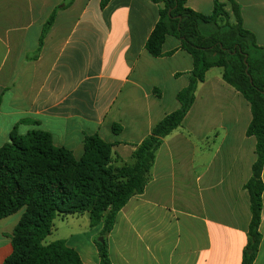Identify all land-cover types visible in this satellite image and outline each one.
<instances>
[{"label":"crops","instance_id":"1","mask_svg":"<svg viewBox=\"0 0 264 264\" xmlns=\"http://www.w3.org/2000/svg\"><path fill=\"white\" fill-rule=\"evenodd\" d=\"M65 1L0 0V148L13 132L44 131L80 159L86 138L98 135L113 145L115 166L130 163L153 128L180 108L193 59L174 38L163 46L172 55L148 54L160 19L151 0H111L105 8L102 0H75L58 11L38 52L44 26ZM234 1L264 48V0ZM187 6L210 15L214 0ZM222 75L207 71L183 125L157 151L144 193L119 212L106 238L110 264L242 263L251 220L244 186L256 139L247 136L250 104ZM262 202L254 264H264V193ZM21 217L0 219V264L13 254ZM101 229L90 227L88 242L64 239L84 264H100L94 237Z\"/></svg>","mask_w":264,"mask_h":264},{"label":"trees","instance_id":"2","mask_svg":"<svg viewBox=\"0 0 264 264\" xmlns=\"http://www.w3.org/2000/svg\"><path fill=\"white\" fill-rule=\"evenodd\" d=\"M75 0H66L51 15L40 38V49L57 13ZM111 0H102L105 8ZM160 6V19L146 44L154 58L164 54L168 38L181 43L193 59L189 84L178 94L180 108L167 115L132 154V162L115 166L113 145L98 135L88 137L84 154L77 159L57 147L52 136L32 131L13 132L0 148V219L22 212L11 236L13 254L4 264H84L79 253L65 240L50 244L54 221L76 215L90 216V227L102 226L96 242L100 264H110L107 236L119 212L135 196L142 195L150 179L156 153L166 137L180 128L195 103L207 71L220 68L223 80L250 104L252 121L248 137L256 139V161L244 186L250 201L251 220L241 264H254L261 246L260 232L264 183V48L243 25L240 6L234 0H214L210 15L193 11L188 0H151ZM228 4L231 10H228Z\"/></svg>","mask_w":264,"mask_h":264},{"label":"rangeland","instance_id":"3","mask_svg":"<svg viewBox=\"0 0 264 264\" xmlns=\"http://www.w3.org/2000/svg\"><path fill=\"white\" fill-rule=\"evenodd\" d=\"M22 213V212H21ZM66 218V219H65ZM64 221L61 219V217H58L54 221V228L53 232L50 236H48L45 240L47 244L61 241L64 239H69L70 235H78L82 238L83 242L89 241V222H90V216L88 213L84 215H76V216H70L65 217ZM101 236L99 234H96L94 237V244L96 242H101ZM66 241V240H65Z\"/></svg>","mask_w":264,"mask_h":264},{"label":"water","instance_id":"4","mask_svg":"<svg viewBox=\"0 0 264 264\" xmlns=\"http://www.w3.org/2000/svg\"><path fill=\"white\" fill-rule=\"evenodd\" d=\"M100 241H101V243H104V238H101V240H100Z\"/></svg>","mask_w":264,"mask_h":264}]
</instances>
